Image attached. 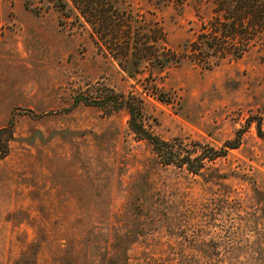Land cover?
I'll return each instance as SVG.
<instances>
[{"label": "rangeland", "instance_id": "rangeland-1", "mask_svg": "<svg viewBox=\"0 0 264 264\" xmlns=\"http://www.w3.org/2000/svg\"><path fill=\"white\" fill-rule=\"evenodd\" d=\"M121 5L164 29L172 63L125 70L70 4L0 0V264H264V40L206 66L186 45L208 4ZM110 94L225 155L162 164Z\"/></svg>", "mask_w": 264, "mask_h": 264}, {"label": "trees", "instance_id": "trees-1", "mask_svg": "<svg viewBox=\"0 0 264 264\" xmlns=\"http://www.w3.org/2000/svg\"><path fill=\"white\" fill-rule=\"evenodd\" d=\"M49 1L61 9L70 4L76 18L84 20L92 28L95 42H101L125 70H128L129 66L138 69L143 61L151 66L164 68L177 57V52L169 49L165 51L167 48L163 47V42H166L164 29L161 26L159 30L152 28L153 25L147 22L142 14L123 7V0ZM189 1L204 2L211 10L210 16L203 21L189 47L186 45L189 56L199 58L204 65L212 66L209 59L217 52L239 57L253 44H262L264 0H156V3H172L176 7H182ZM93 103L98 105L101 102ZM103 103L111 104L115 108L126 107L129 110L130 128L138 137L152 144L162 164L185 166L190 172L198 174L207 167L206 161H214L225 155V152L221 153L213 148H210V152L185 149L181 141L159 138L148 131L139 120V110L128 96L118 97L110 94L103 99L101 104ZM239 144L240 138L236 143L228 142L227 146L237 148Z\"/></svg>", "mask_w": 264, "mask_h": 264}]
</instances>
